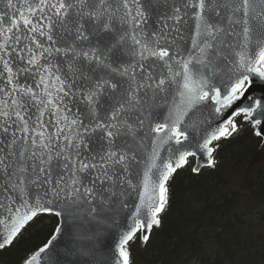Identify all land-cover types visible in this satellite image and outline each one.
<instances>
[{
	"label": "snow or ice",
	"instance_id": "snow-or-ice-1",
	"mask_svg": "<svg viewBox=\"0 0 264 264\" xmlns=\"http://www.w3.org/2000/svg\"><path fill=\"white\" fill-rule=\"evenodd\" d=\"M257 82L264 0H0V250L54 217L23 264H131L190 157L264 136Z\"/></svg>",
	"mask_w": 264,
	"mask_h": 264
},
{
	"label": "trees",
	"instance_id": "trees-1",
	"mask_svg": "<svg viewBox=\"0 0 264 264\" xmlns=\"http://www.w3.org/2000/svg\"><path fill=\"white\" fill-rule=\"evenodd\" d=\"M260 140L249 128L219 142L215 168L193 174L192 160L168 183V206L147 245L130 242L131 264H264V239L250 232L251 216L264 225V166L251 169ZM243 174L244 187L230 191L229 177ZM262 211L253 213L249 207ZM54 217L26 228L0 250V264H22L46 242Z\"/></svg>",
	"mask_w": 264,
	"mask_h": 264
},
{
	"label": "rangeland",
	"instance_id": "rangeland-1",
	"mask_svg": "<svg viewBox=\"0 0 264 264\" xmlns=\"http://www.w3.org/2000/svg\"><path fill=\"white\" fill-rule=\"evenodd\" d=\"M264 153V151H263ZM262 156L260 157H257L254 161V163L252 164V168L251 169H258L259 167L261 166H264V154H261ZM244 187V183H243V175L241 173H235V174H232L230 177H229V190L230 191H237L241 188ZM250 209L253 210V213H256L257 211H262L263 209L260 208V209H257L255 208L254 206H250L249 207ZM257 215L254 214V216H251V223H252V228L250 230V232H253V233H256V234H259L262 236V238L264 239V225L262 228L259 227L258 225V220H257Z\"/></svg>",
	"mask_w": 264,
	"mask_h": 264
},
{
	"label": "water",
	"instance_id": "water-1",
	"mask_svg": "<svg viewBox=\"0 0 264 264\" xmlns=\"http://www.w3.org/2000/svg\"><path fill=\"white\" fill-rule=\"evenodd\" d=\"M262 92H264V83H261V82H257V85H256V89H255V92H254V95H257L259 96L260 94H262ZM232 112V109H228L224 112L223 116L220 118L221 120L223 119H227V118H230V113ZM254 132V131H253ZM255 135V134H254ZM257 137V136H256ZM262 142H261V146L259 148V154L260 153H263L264 151V136L260 137ZM190 158H193L194 159V167L197 165V157H190ZM204 168H207V167H202V169ZM200 170V171H201ZM115 239V236L114 234L109 236L108 238L104 239L102 241V243L107 246L108 244H111L112 241Z\"/></svg>",
	"mask_w": 264,
	"mask_h": 264
}]
</instances>
